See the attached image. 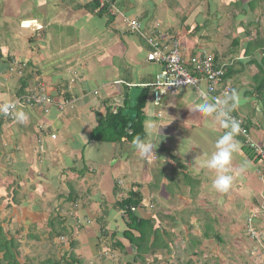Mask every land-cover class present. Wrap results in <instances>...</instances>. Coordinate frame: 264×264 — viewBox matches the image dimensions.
Wrapping results in <instances>:
<instances>
[{
	"label": "crops",
	"instance_id": "0c3cea01",
	"mask_svg": "<svg viewBox=\"0 0 264 264\" xmlns=\"http://www.w3.org/2000/svg\"><path fill=\"white\" fill-rule=\"evenodd\" d=\"M73 1V4H78L76 7L74 5L71 7L67 0H38L37 3H34L35 0H0V102L20 98L19 92L24 89L27 90V94L37 89H45L49 94L61 97L59 91L72 82V93L76 98L72 107L73 112L62 111L52 106L49 108V113L43 114L41 108L36 107L33 114L27 108L19 106L17 110L27 114V119L23 123L14 119L0 124V227L5 231L6 238L12 240L11 237L9 238L10 232L14 231L19 235L17 228H26V225L29 227L31 222L28 224V217H31L33 222L41 219L42 216H45L44 219L42 218L45 220L48 216L45 211L47 207L54 205L56 209L60 206V201L68 195L63 196L57 186L69 189L70 194H80L89 187L94 189L93 193L109 190L112 193L109 200L103 192L98 199L104 201V204L110 203V208L114 210L115 201L119 200L127 190L129 191L126 186L124 187L126 184L124 181L129 179L131 182L136 180L138 185L141 181L143 186H147V189L140 187L143 198L140 216L159 217L161 226L168 219H172L177 232L197 233L201 232L200 226L203 225L200 217H204L206 231L216 232L218 218L221 217L226 206L232 205L228 215L235 212L243 214L249 206L255 213L259 212V218L255 220V222L258 220V226L256 223L255 226L262 233L260 223L264 226V182L257 180L261 184L256 187L254 183L253 186V182L256 181L251 174L259 163L238 134L236 140L240 143V149L233 154L232 185L227 192H218L212 188L214 173L201 165L215 151V142L226 130L215 123L212 117H205L194 110V104L199 102V99L193 88H183L176 95L163 91L160 106L154 104L153 93L151 94L149 105L144 111L145 121L151 119L158 126H164L161 135L156 138L158 147L152 155L142 158L129 144L120 147L119 150L117 145L112 144L113 150L110 148L108 152L99 151L100 147L97 145L102 142L90 141V134L97 127L98 120L105 116L107 107L115 111L117 106L124 104V87L143 86L148 82L152 84L158 75L147 76L138 71L135 75H131L135 68L140 69L150 64L146 60L149 47L143 38L130 29L129 24L124 21L123 15H125L127 20L138 21L143 33H148L158 25L171 27L187 56L205 53L226 60L233 59L234 63L231 67H233L234 90L239 94L235 111L241 112L240 114L251 121V127L255 130L253 136L256 135L255 138L264 145V101L253 95V91L260 85L254 82L259 69L257 62H251L252 57L244 55L246 43L250 40L247 33L240 36L238 45H234L233 41L225 44L226 38L214 33L210 36L207 34L196 42L195 34L187 30L185 19L181 23V30L174 29L171 15H175L176 12L173 13L174 8L170 5L167 9H161L160 4L155 3L147 8L142 7L141 13H136L135 0H107L112 2L115 9L122 14V16H112L109 12L110 8L102 6V0H98L100 7L93 12L89 9L95 6L93 4L95 0H69L71 4ZM179 3L181 4V0H175L174 4ZM206 4L205 8L209 13L214 14L220 8L218 2L215 5L209 2ZM61 6L76 15L72 25L78 26L79 30L76 36L70 37L71 41H74L71 48L65 51L63 47L60 54H54L49 58L46 49L51 43L53 34L50 30L52 21L46 20L41 12L44 9L45 13L50 14L52 8L57 9ZM102 10L114 19L110 21L109 15L100 16ZM221 19L223 18L217 16L215 18L219 25L223 22H220ZM23 21H37V25L26 28L21 25ZM62 22L69 26L67 19H63ZM206 24L205 20L204 25ZM195 25L198 27L197 24ZM215 32L218 33V30ZM103 35L107 38V42L99 45V48L100 51L108 49V53L101 56L99 52L98 59H95L92 53L87 56L86 44H96L95 40ZM183 37L195 41V45L184 46L181 41ZM83 48L87 52H83ZM130 49L135 50L134 54L129 53ZM92 50L95 51L96 48ZM261 52V50L257 51L260 56ZM68 54L71 55L70 58H66ZM80 54L82 59H78ZM114 55L122 59L129 56L128 61L123 64L130 68L124 71L108 60H101ZM94 62L98 65H111L107 73L124 71L128 72L129 77L120 75V78L112 82L107 80V77L98 79L94 75L97 69V64L94 65ZM18 63L25 64L22 75L25 76L24 79L18 73L11 74L9 71L10 66ZM155 66L159 65L155 64ZM51 134H55L57 139L52 140ZM41 140L49 143V147L46 145L43 151L40 150ZM69 145L74 150L71 154L78 153L76 158L82 160L77 159L75 164L66 166L63 162H54L50 159L54 151L67 155ZM96 150L99 151L100 156ZM45 152L47 153L42 155ZM103 152L106 153V160L108 157V167L104 173L100 170L105 159L102 157ZM73 155L68 154L70 161L74 159ZM245 161L248 165L241 173L239 168ZM33 166L37 169L35 177H32ZM5 168L12 170L5 174L3 172ZM74 185L77 187L73 188ZM115 185H122L120 192H114ZM98 199L95 195H90L89 198L90 201ZM46 201H50V204H46ZM173 202L176 205L173 204L171 209H167L166 206ZM180 202H186V205L179 206ZM103 203L101 211L108 210L110 213L108 217L113 218L115 212L108 208L105 210L107 204ZM24 204L29 206L27 207L29 211L24 212L26 219L19 220L21 215L19 212L24 211ZM32 205L34 209H31ZM158 205L161 208H157ZM155 207L156 210H152ZM182 213L187 214V217ZM212 213L215 214L214 217ZM61 215L64 217V213ZM206 217H210V220L205 221ZM110 218L107 219L108 223L112 222ZM38 222L37 228L42 226L41 222L39 225ZM163 227L166 232L170 229V225H168L169 229ZM42 228L48 230L50 226L46 225ZM43 230L40 228L37 232Z\"/></svg>",
	"mask_w": 264,
	"mask_h": 264
},
{
	"label": "rangeland",
	"instance_id": "374dc122",
	"mask_svg": "<svg viewBox=\"0 0 264 264\" xmlns=\"http://www.w3.org/2000/svg\"><path fill=\"white\" fill-rule=\"evenodd\" d=\"M67 1L71 7L72 5H74V7L78 5V4H73L74 1L72 2V4L69 2V0ZM249 1L250 0H242V3H243L242 5L245 7ZM37 2L38 0H35L34 3H37ZM135 2H136V6H135L136 13H141L142 7L147 8L149 5L155 4V3L160 4L161 9L162 8L167 9L168 5H170L171 8H174L173 13L176 12L175 15L174 14L171 15V19L173 17V21L171 23L174 29L177 31L181 30L182 28L181 23L184 21L183 19H185L187 30H189L188 32H192L195 34L196 42H198L199 39L202 38L203 36L207 34L210 36L212 33H214L218 35L219 37L220 35H222V37L226 38V40H224L225 44L226 43L229 44L232 41L234 42L235 36L240 37L241 35L246 33V31H249V30H251L254 34H255V31L259 30L261 32V37L264 39V0L262 1L261 5L258 7L257 11H255L253 14H252V11H250V9L248 8H246V11L243 12L241 8L238 9V8H234L233 6L231 7L230 4L233 3L234 0H218V1H215V0H181V4L180 3L174 4L175 0H162V1L161 0H148V2H145V0H135ZM207 2H209V4L214 3V5L216 4V2H218L220 4L219 5L220 8H218L217 12L214 14L209 13L208 9L205 8V5H207L206 4ZM191 5L192 7H189ZM225 6L228 7L229 11L226 10ZM41 13L45 16L46 20L52 21L51 23L52 26L50 30H51V33L53 32V34H52V38L50 39L51 43H49L47 46L46 55L50 58L54 54L55 55L60 54L62 52L63 47L65 48V51H67L69 47L71 48L72 45L74 44V41H71L70 37L76 36L75 34L79 30L78 26H75L74 24L72 25L73 19L75 18L76 15H74L70 11L65 10L63 6L57 7V9L52 8V10L50 11V14L45 13L44 9L42 10ZM251 15H253V17H251ZM216 16L219 18H223L221 19L220 22L223 21L224 23L222 22L219 25V22L215 20ZM63 19H67L69 21V26H67L66 24L62 22ZM205 20L207 21L206 25H204ZM195 24H197L198 27ZM217 30H218V33L215 32ZM104 36L105 35L96 39L95 40L96 44H93V45L86 44L85 47H87L86 49L88 51L87 56L92 53L95 59H98L99 52L101 56H103L104 53H108L109 51L108 49H105V51L104 50L100 51V48H99V45H102L103 43L106 44L107 42V38H104ZM212 38L214 39L215 36H213ZM181 41L184 46L195 45L194 40H193L194 42H192V40L187 39L185 37H183ZM103 47L105 46H102V48ZM225 47H227V45H225ZM95 48H96L95 51L92 50ZM82 51L87 52L85 49ZM74 52L76 53V51ZM130 52L134 54L133 52H135V50L130 49L129 53ZM141 55H143V52H141ZM67 56L68 57L66 58H70L71 55L68 54ZM126 57L127 58L122 59L114 55V56H111L110 58H106V57L102 58L101 60H108L109 63L114 64L118 69H124V71H127L130 67L123 64L127 62L129 59V56H126ZM78 59H82V54H80ZM95 63L97 64V62H94V65ZM96 66H97V69L94 75L98 79H103L104 77H107V80L112 82L116 78L118 77L120 78V75H123L125 78L129 77L128 72H124V71H122L123 73H120V72L119 73H107L108 70H110L109 68L111 65H98L97 64ZM137 71L142 72L144 75H147V76H154L161 72V68L159 66L157 67L155 65L152 66L150 64H146L140 69L135 68L134 73L133 74L130 73V74L135 75ZM76 109L77 108H74V110ZM69 110H71L70 112H73V108L72 109L68 108L67 111ZM40 111L44 114V108L40 109ZM255 137L256 135L254 136L252 135L253 139H256ZM44 142L45 141L43 140V143ZM46 145L49 147V143H44V148L46 147ZM97 146L100 147L99 151L106 150L107 152L110 150V148L111 150H113L112 147H114L112 144H107V143H104V144L99 143ZM72 148H73L72 146L70 145L68 146L69 152L67 153V155L65 154L61 155L60 152L54 151L52 152L50 159H52V161L54 162L55 161L63 162V164L66 166L75 164V161L77 159L82 160V158H76V155L78 156V153L77 154L74 153V155L71 154L74 152ZM119 148L120 146L117 145L118 150ZM99 151H97L98 155H99ZM46 153L47 152L43 153L42 155ZM68 154L73 155L72 157L74 159L71 160L73 163L70 161ZM102 157H104L105 159L102 162V166H100V170L102 173H104L105 171H107L106 169L108 167V164H107L108 157L106 160L105 152L102 153ZM258 163H259V166L255 167L251 171L252 176H254V180L257 182V183L253 182V186L256 185V187H259V184H261L259 183L261 181L258 180V170L261 169L262 164L259 161ZM32 169H33L32 177H35L37 169L35 166H33ZM11 170L12 168L11 169L5 168L3 169V172L5 174H8L7 172ZM10 179H12L11 176H10ZM135 181L136 180L131 182L130 179L127 181L125 180L124 182L126 184L124 185V187L126 186L129 190H131V188L136 189L138 187V183ZM139 185L141 188L147 189V186H143L144 184L141 181H139ZM76 187L77 186L75 185L73 186V188H76ZM57 188L60 190V192L64 196L65 194L70 196L69 189L68 190L67 188L62 189L61 187H58V186ZM78 189L81 190L80 188ZM73 191H75V189ZM93 192H94V189L90 187L87 189L85 188L84 192L80 194L76 193L79 197L78 204L77 202H74V201L72 202L64 201V203H61V205L56 209L54 208V205L52 207L51 206L47 207L45 211L48 213V216H46L47 219L49 218L48 221H45L47 219L43 220L45 216H42L43 219L42 218L36 219L34 222L30 219L31 217H28V224L31 222V224H29V227H27L28 225H26V228H17L19 235H17V233L14 231H13L14 233L10 232L9 238L11 237L12 240L15 241V245L18 246L15 252H16L19 262L21 264H27V263L37 264L35 260L44 261L52 256H54L56 260L62 259L63 256H65L66 259L72 256H76V257L81 256L83 260H86V264H98L99 260L96 257H94V250L96 248L95 246L98 243H100V245H102L103 248H108L110 246L109 239H103L102 242H100L97 237L100 235V230H99L100 227L103 226V221L101 222L100 218L104 216L103 212L101 211L102 209L101 205L104 201L102 202V200L98 199V196L102 195V192H103V194H105L106 199L109 200L111 191L107 190V192L102 191L101 193L100 192L93 193ZM128 193L129 191L127 190V192L123 193V195L126 194L125 196L127 197ZM90 195L97 196L98 200L90 201L89 200ZM123 195L121 196L120 199H123L125 197ZM102 198L104 199V197ZM41 203L42 202H40V204ZM47 203L49 205L50 201H46V204ZM185 203L180 202L179 206H184L186 205ZM105 204H107V206L104 208L105 210L107 208L110 211L113 210L109 206L110 203H105ZM173 204L176 205V203L173 202L172 204L166 206L167 209H171L172 208L171 205ZM245 204L247 205L246 201H245ZM111 206H112V203H111ZM27 207L29 206L24 204V207H23L24 211L22 212L20 210L19 213H21V215H20L19 220L26 219L25 218L26 214L24 212L27 213V211H29ZM31 207H32L31 209H34L33 205ZM157 208H161V207L158 205ZM54 209L55 211L52 212ZM230 209H232V205L230 206L228 205L225 207V211H223V214L221 215V217L218 218L219 222L216 225L217 231L216 233H213V234L210 232L206 233V229L204 226V217H200L201 215H199V217L201 219V223L203 222V225L200 226L202 227L201 232H197V233H190V232L179 233L176 231L177 229L174 228L173 226L174 225L173 220L168 219L167 222L164 223V225L162 226H165L167 227V229H169L168 225H170V229L167 232L169 234V237H167L165 234L163 235V238L164 240H166L167 245L170 246V251L160 250V252H158L156 255L149 254L147 259H150V262L147 261L145 262V264H164V263L165 264H187L189 259L193 257V255L191 256L192 252L190 248L194 249L193 244H192V241L195 240L194 238L197 239L196 243L200 242V248L204 252L203 256L194 258L197 261L194 264H264V256L261 254V251L253 245L252 240H250L249 238L248 239L245 238L243 235V229L246 230L245 223L247 222V218L252 214L253 210H251L248 206V208L243 211V214H240V212H235L231 215H228V211ZM152 210H156V207L153 208ZM113 211L115 212V215L113 218H110L112 222L108 223V220L105 219L107 221V222L105 221V224H107V228L109 230H111L112 232L115 231L117 232V234L118 233L120 234L121 231H124L126 229L125 223L122 218V214L115 210ZM61 213H64V217L66 218V220L70 219L69 221L72 223L71 231H73L74 234L73 236H70L68 240L65 238V239H59L56 241L54 240L52 242L47 238V235L49 234L50 229L43 230L42 227L46 225L50 226L49 221L52 220L54 216L62 217V215H60ZM187 213H189V211H187ZM198 213L199 212H197V214ZM49 214L51 215L50 217H49ZM182 214L187 217V214L185 213H182ZM212 215L213 217L215 216V214L213 213ZM258 218H259V212H258ZM160 219L161 218L159 217L156 218V225H158L157 227L163 231L165 228L164 227L162 228ZM206 219L210 220V217H206L205 221ZM0 222H1V219H0ZM37 222H38V225L41 222L42 226L37 228V225H36ZM255 223L258 226V220ZM260 226H261L260 229L262 231V234L264 235L263 223L262 224L260 223ZM40 228L43 231L37 232V229H40ZM74 229H76V231H74ZM91 234L94 236H90ZM205 234H207V237ZM214 234H218L221 241L220 239L214 238ZM69 240H73L74 242H77L79 246H77L74 250H69V247H68ZM83 246H86V247L88 246L87 247L88 251L89 252L91 251L90 252L91 256L89 255L90 256L89 259H84L85 254H87V252ZM187 249H189L190 251L188 252ZM92 250H93V253H92ZM106 252L109 253L107 258L111 259L109 260L111 264H126L128 262V257H125L124 254L122 253L112 251L111 248H109ZM153 258L158 259L160 261L154 262L152 261Z\"/></svg>",
	"mask_w": 264,
	"mask_h": 264
},
{
	"label": "trees",
	"instance_id": "16d2710c",
	"mask_svg": "<svg viewBox=\"0 0 264 264\" xmlns=\"http://www.w3.org/2000/svg\"><path fill=\"white\" fill-rule=\"evenodd\" d=\"M263 0H250L247 5L244 7L242 4V0H234L233 3H231V7L234 8H241V10L246 11V8L250 9L252 11V14L257 11L258 7L261 5ZM95 5L94 7L90 8V11H95L100 7L99 1L95 0L93 2ZM229 6V5H228ZM226 10H228V7L225 6ZM231 9V8H230ZM100 16H108L109 14L102 10L99 14ZM253 17V15H251ZM110 21H112L114 18L109 15ZM258 25V23H257ZM243 26V25H242ZM247 37L250 39L246 43V47L244 50V55L252 57V63L257 62V67L259 69V72L257 76L254 77V82L260 83L259 88L253 91V95L256 96L260 101H264V39L261 37V32L258 30L256 31V34H253L251 30L246 31ZM255 35V36H253ZM234 45L240 44V37L235 36L234 37ZM261 50L262 54L261 56L257 53V51ZM224 60H226L224 58ZM150 63V62H148ZM234 63V62H233ZM23 64V63H20ZM155 65L154 63H150ZM25 65V64H24ZM233 66L230 65L227 68V74H226V80H231L232 83V91L235 89L234 87V81L232 77V68ZM10 71V69H9ZM24 71V69H23ZM24 74V73H23ZM22 74V75H23ZM21 75V76H22ZM22 79L25 78V76L21 77ZM131 84V82H128ZM150 83H146L145 85H149ZM124 104L121 106H117L116 110L114 111L113 108L107 107V111L105 113V116L100 118L97 123V127L91 132L90 134V141L95 142H102V143H109V144H115L119 145L121 148L126 145H132V141L137 135L143 136L144 134V122H145V110L147 106L149 105V100L152 94V88L149 86L144 87V90L141 94V96L138 99L136 110L138 112V117L134 121L133 126L131 128V131L129 134H127V127H128V119L126 117H123V112L128 108L129 105V93L131 90L130 86L124 87ZM26 89L19 92V97L27 96ZM236 115L243 116L245 119L246 127H248L250 130L253 131L251 127V121L248 120V118L242 114L241 112H237V110L233 111ZM8 120V118H4L0 120V124H3L4 121ZM240 135V134H239ZM240 137H242L240 135ZM245 142V138L242 137ZM256 140V139H255ZM258 141V140H257ZM259 142V141H258ZM246 146V145H245ZM246 148L250 151H252V156L255 158V160L258 161L259 157L257 156V152L250 149L246 146ZM140 186L136 189L129 190V193L127 197L125 196L123 199L116 200L114 203V210L118 211L122 214V218L124 220L126 229L124 231H121V233L117 234V232H112L107 228V224H105V221L109 219L108 215L110 213L108 211L103 212V217H101V222L103 221V226L100 227V235L97 236L99 241L102 242L103 239H109L110 246L108 248H103L100 243H98L94 250V257H96L99 262L98 264H111L108 259L109 253L106 251L111 248L112 251L119 252L124 254L125 257H128V262L126 264H145V262H150V259H147V257L150 255H156L160 250H167L170 251V246L167 245L166 240H164L163 235L165 234L167 237H169V234L166 231L160 230L156 225V217H143L140 216L139 211L142 209L143 205V198H142V192L140 190ZM121 185H115L114 192L117 193L120 192ZM123 193V191H122ZM64 196V195H63ZM78 195L77 194H70V196L63 197V201H60L61 203L65 202H77L78 204ZM84 208V207H83ZM61 215V214H60ZM250 217V216H249ZM248 217V218H249ZM247 218V219H248ZM106 219V220H105ZM65 217L60 216H54L52 220L49 221L50 225V232L47 235V238L50 241H56L59 239H69L70 236H73V231H71V222L69 220H66ZM87 220V219H86ZM107 222V221H106ZM246 226V225H245ZM209 231H206V233ZM210 233H216V232H210ZM219 234V233H218ZM218 234H214V238L220 239ZM207 237V234H205ZM243 235L245 238L248 239L247 234V227L246 230H243ZM94 236V235H90ZM192 241L193 248H190L191 250V256L192 258L189 259L187 264H194L197 262L194 258H198L203 256L204 252L200 248V242L196 243V238ZM221 241V239H220ZM79 244L77 242H74L73 240H69V250H74ZM18 246L15 245L14 240H8L6 238L5 231L0 227V264H21L17 258L16 255V248ZM87 252L85 254L84 259H89L91 256L90 252L88 251V246H83ZM188 252L190 251L187 249ZM93 253V250H92ZM90 255V256H89ZM131 257V259H130ZM37 264H86V260H83L81 256H72L70 258H65L63 256L62 259L56 260L54 256L44 260H35ZM154 262H159L160 260L154 259ZM114 263V262H113ZM162 263V262H161ZM30 264V263H27ZM165 264V263H164Z\"/></svg>",
	"mask_w": 264,
	"mask_h": 264
},
{
	"label": "built area",
	"instance_id": "2783aa9c",
	"mask_svg": "<svg viewBox=\"0 0 264 264\" xmlns=\"http://www.w3.org/2000/svg\"><path fill=\"white\" fill-rule=\"evenodd\" d=\"M101 3L103 7L107 6L110 8L109 12L112 16H122L115 9V5L112 2L102 0ZM123 17L124 21L129 24L130 29L146 41L149 47L147 61L161 67V72L156 76L154 82L149 85H143V87L149 86L152 88L153 100L156 106L161 105V94L163 91L176 95L183 88H193L198 95L199 89L206 88L209 91V95L217 99H222L225 91H232L231 80H226V74L228 66L234 62L233 59L224 60L216 55L205 53L187 56L184 54V48L171 27L158 25L148 33H143L138 21L127 20L125 15ZM21 25L28 28L31 25H37V21H23ZM24 67V64H15L11 66L10 73L22 75ZM72 85L73 82L59 91L61 92L59 93L61 97L53 96L45 89H37L27 96L17 98L11 102H15L16 109L19 106H23L33 114V110L36 107L44 108L45 113H49V108L52 106L65 111L68 108H72L76 102V98L72 93ZM3 103L6 102H0V104ZM231 116L240 123L241 132L239 134L245 138V145L257 152L258 160L262 164L261 169L258 170V180L264 182V145L252 138L253 131L246 127L243 116L236 115L233 112ZM4 118H8V120L15 119L13 115L5 116L0 114V120ZM51 138L56 140L57 136L51 134ZM39 144L40 150L43 151L44 143L42 140L39 141ZM257 217L258 213L253 212L247 219V234L253 243L262 246L264 236L255 226ZM262 255L264 256V252Z\"/></svg>",
	"mask_w": 264,
	"mask_h": 264
},
{
	"label": "clouds",
	"instance_id": "9594fccd",
	"mask_svg": "<svg viewBox=\"0 0 264 264\" xmlns=\"http://www.w3.org/2000/svg\"><path fill=\"white\" fill-rule=\"evenodd\" d=\"M198 98L199 102L194 104V110L205 117H212L215 123L226 130L215 142V151L204 160L201 166L214 173L212 188L218 192H227L233 182V154L240 149V143L236 140V136L241 132L240 123L231 116L238 106L239 94L235 90L225 91L223 98L217 99L211 97L206 88H201L198 90ZM0 114L13 115L20 123L27 119V114L22 110H17L15 102L11 101L0 104ZM162 127L164 126H158L151 119L144 122L143 136L137 135L131 142L140 157L144 158L154 153L158 147L156 138L161 135ZM247 165L248 162L245 161L240 165L239 171L243 173ZM253 245L261 251V254L264 252V239L262 246L255 245V243Z\"/></svg>",
	"mask_w": 264,
	"mask_h": 264
},
{
	"label": "water",
	"instance_id": "95a60500",
	"mask_svg": "<svg viewBox=\"0 0 264 264\" xmlns=\"http://www.w3.org/2000/svg\"><path fill=\"white\" fill-rule=\"evenodd\" d=\"M143 90H144V87L142 86H132L131 87V90L129 93L130 105H129V108L123 112V117H126L129 121L128 127H127V134L130 133L133 123L138 117L136 106H137L138 99L141 96Z\"/></svg>",
	"mask_w": 264,
	"mask_h": 264
}]
</instances>
